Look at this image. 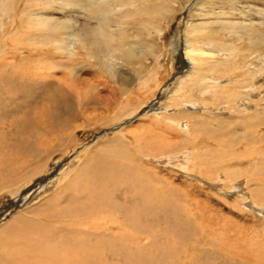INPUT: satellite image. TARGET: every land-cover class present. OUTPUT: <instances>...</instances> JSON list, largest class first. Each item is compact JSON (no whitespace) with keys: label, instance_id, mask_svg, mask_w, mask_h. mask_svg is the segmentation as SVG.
Returning a JSON list of instances; mask_svg holds the SVG:
<instances>
[{"label":"bare ground","instance_id":"6f19581e","mask_svg":"<svg viewBox=\"0 0 264 264\" xmlns=\"http://www.w3.org/2000/svg\"><path fill=\"white\" fill-rule=\"evenodd\" d=\"M19 1L0 0V32L2 34L0 38L3 37V40L8 36H14L15 39L20 38V35L24 36L19 31L20 25L24 21V9L21 11L19 23L16 19L19 14L16 11ZM65 1L28 0V4L31 5L26 9L31 14H27V16L32 15V22H37L34 27L30 28L41 30V36H44L41 40H49L60 27L38 11L31 12L32 4L42 6L45 5L44 2H48L49 5L59 3L63 8H67L69 4ZM178 1L74 0V7L79 10L76 22L80 29L74 30L75 33L66 32L68 42L73 46L72 53L77 54L80 60L87 59L90 63L98 60L103 66L104 72L105 70L110 72L112 82L109 88L115 99L114 107L118 109L122 106L123 108H121V113L113 111L107 118L100 119L102 123L116 124L124 120L125 117L129 118L135 115L138 109L145 105V103H139L140 93L146 89L148 91L150 82L154 80L153 76H155L154 73L153 76L143 75L140 67H135L136 62L131 63L134 65H130L134 71V83L119 74L118 69H123L126 65L124 61L129 63L133 60L136 61L139 56L149 52L156 56L157 52L151 46L148 48L140 45L142 36L137 34L134 35L136 39H133V37L127 38L123 34L118 37V30L124 33L129 28L131 19L135 20L139 16L144 21L142 23L144 28L152 29L154 34H161L162 26H165L174 17L175 2L178 3ZM190 1L183 0L182 7L184 3L188 4ZM145 16L147 20L142 18ZM80 17L84 20H81ZM96 19L105 24L113 21L116 28L92 25V28L87 29ZM9 24L17 29L15 31L9 29L10 31L7 32L6 28ZM64 28L72 27L69 24ZM88 30H91L89 37L86 32ZM152 37L150 36V38ZM51 40L55 41L52 38ZM87 40H89L87 44L90 48L87 47ZM4 42L2 41V45H0V195L3 193L16 195L31 176L46 168L49 155L54 151L50 149L49 144L40 143L35 138L32 140L24 136L22 141L14 139L19 131L26 128L25 124L28 125L32 121L29 110L25 109L31 103L36 102V106H38L40 102V106L45 108L43 111L39 109L38 117H35L39 121L40 127H44L41 123V120L44 119L43 116L47 117L45 119L47 121L52 119V114L48 118L47 110L49 108H47L46 102L36 100L35 96L31 97L30 93L32 90H46L53 85L47 84L48 73L45 72L46 66H50L51 62L45 60V63L39 61V63L34 62L28 65V61L32 57L25 56L26 58H24L23 56V60L17 64L16 61L5 56L4 50L10 49L5 47L7 41ZM63 42L64 39L62 45ZM32 45L37 48L40 46L39 43H32ZM64 47L65 49H63ZM64 47L60 46V49L62 48L61 50H66L68 53L69 46L65 43ZM190 48L186 53L190 61L188 71L178 77L176 86L173 90L171 89L170 98L160 105H164V109L168 112L159 110L154 111L152 115L144 114L147 118L143 116L144 118L141 119L143 120L141 124L143 130L139 134L133 133L139 127L137 125L131 131L127 130L129 134L123 133V128H119L113 132L114 135L109 139L110 142L106 138L98 146H85L84 150L86 151L82 153L85 155L82 164L64 174L59 186L55 189L56 197H46L40 204L22 209L23 211L20 210L10 221L0 226V264H166L169 262L166 261L165 254L169 251L162 241L173 237L182 239V242L194 241L193 255L195 256L187 258L189 264H198L199 259H201L200 264H264V252L258 253L259 249L257 250L255 245L251 244L248 251H244L242 249L244 246L237 240L229 243L225 240L216 241L218 236H223L225 231H228L231 238L238 232L232 228V225L228 226L227 220L221 218V215L223 216V213L220 212L222 209L210 207L211 205L205 204L206 200L202 201L200 196L203 195V189L192 183L196 180L201 185L209 184L213 190L225 197L231 193L236 194L235 201L233 200L234 208H239L246 216L251 215L257 222L263 221L264 224V184L251 179L252 173L261 174L264 171V166L254 165L258 160H260L259 163L264 161V127L262 125L264 118L260 120L254 116L252 113L255 107L254 102L247 99V96L246 100L242 99L243 97L241 98L239 94H233L227 89L230 81L221 73L226 72L224 67H227L232 48L222 50V46L217 45L208 51L203 43L201 47L191 44ZM80 50L83 51V54L80 53ZM36 54L43 57L48 56L46 51ZM98 54L104 56V61L98 58ZM63 63L72 67L75 65L72 61ZM60 64V67L64 66L62 62ZM153 72H155L154 69ZM73 73L74 69L70 74ZM69 79L70 82L61 79L60 84L54 86L59 91V99L56 98L57 101L53 103L54 105L51 103L54 96L47 99L50 109L58 107L59 110H63L65 118L57 117L60 120L57 119V121L59 123L62 121L65 125L76 122L79 117L77 108H79L78 110L82 109L90 99V94L84 93L83 89L87 84L81 83L83 79H76L72 76ZM116 81H118V86L114 84ZM191 83H194L196 87ZM103 85L108 87L107 82ZM131 85H134L133 88L139 91L133 94L119 92V86L127 88L129 91ZM62 89L65 91L64 94ZM194 89H201L199 92L202 100L190 97ZM23 94L29 95L28 97L31 99L21 97ZM122 94L125 96L127 94V96L121 97ZM207 95L214 97L216 103L207 102ZM118 96L120 99H117ZM98 97L99 102L102 101L100 100L101 96ZM223 97L225 101L221 100ZM262 100L264 101V99ZM190 104L194 108L193 111L191 110L192 113L185 109L180 110L179 115L173 114L177 109ZM107 105L111 106V103ZM198 106L202 109L201 113L196 110L199 108ZM221 110L229 115L226 119L217 113ZM257 111L259 110L257 109ZM115 114L117 115L115 116ZM99 115L101 116L103 113H99ZM92 117L95 118V115ZM89 119L90 117L85 118L87 121ZM181 123L186 127L180 128L179 124ZM228 123L241 125L243 128L239 130L237 127L235 129L236 137L231 136L229 142L215 139L219 136L222 138L229 136V130L225 131L224 129V126H229ZM254 126H260L259 130L252 129ZM209 140L218 141V147L216 146V149L209 147L210 144H206ZM179 141H182L183 148H188L187 151L182 153L180 148L178 152L172 150L173 144L176 146L180 143ZM187 144L192 147H188ZM90 152L98 154L96 162L91 167L87 164L88 157H86L91 154ZM105 153H112V156L105 160L103 159ZM129 155L134 156L131 157V160L133 162L136 160V164L131 160L133 164L123 160V158L130 159ZM186 155L192 156L194 162L192 171L189 168L191 161L183 159ZM146 160L149 164L146 163ZM246 160L252 161L248 167L239 165V162ZM88 168H99L103 171L94 170L93 174L91 173L93 178L89 183L79 184L87 178L85 172ZM161 168H170V170L183 174L191 181L183 187L176 186L170 177L161 175ZM73 185L75 186L72 187ZM243 187L250 191L251 195L245 193ZM258 188L261 189L259 190L261 191L260 195L255 193ZM192 195L195 196L192 197ZM170 197L184 200L186 207L180 210L176 205L174 206ZM211 197L209 196L208 201ZM225 200L227 199L225 198ZM72 202L77 205V208L74 203L72 206ZM233 213V215L236 214V212ZM87 217H89L88 222L85 219ZM46 218L51 221L45 220ZM68 218L74 219L72 221ZM261 232L264 234V227ZM157 239L160 241L159 243H157ZM161 239L163 240L161 241ZM244 244L246 246L248 242L244 241ZM208 246H213L215 250H209ZM182 247L171 249L172 254H179ZM63 254L64 261H62ZM147 255L152 258H148ZM109 256L111 258L121 257V259L111 262ZM139 256H147L148 260H142L143 258L140 259ZM130 257L132 258L130 259Z\"/></svg>","mask_w":264,"mask_h":264},{"label":"rangeland","instance_id":"374dc122","mask_svg":"<svg viewBox=\"0 0 264 264\" xmlns=\"http://www.w3.org/2000/svg\"><path fill=\"white\" fill-rule=\"evenodd\" d=\"M65 2L69 4L67 8H63L62 6L59 5V3L55 5L54 4L49 5L48 2H44L45 5L42 6H37L34 3L32 4L31 12L38 11L39 13L42 14V16L51 19L53 22H56V24L59 25L60 27L59 30H57L52 34L49 40H41L44 37L41 36L42 35L41 30H37L36 28H30L31 26L34 27V24L37 22H32V15L27 16V14L28 15L31 14L26 9L29 5H31L28 4V0H20L16 8V11L19 13L17 14L16 17L18 23L20 21V16L22 14L21 11L24 9L25 12L24 21L20 25L21 28H19V31H21L20 34H23L24 36L20 35L21 37L20 38L17 37V39H15L14 36L13 37L8 36L7 39L4 40L3 37L0 38L1 42L7 41L6 42L7 45L5 47L10 49V50L8 49L4 50V54L6 53L5 56H7L11 60L16 61L17 64L20 63V60H23V56L24 58H26L25 56L32 57V59L28 61L29 63L28 65H31V63L33 64L34 62L39 63V61L44 62L45 60L51 62L50 66H46L47 69L45 72L48 73L46 76L47 84H52L53 87H49L48 89L46 88V90H40V89L35 91L32 90L30 94L31 97L34 95L36 100L38 99L42 102L44 101L46 102L47 108H49V110H47V113H49L48 118L52 114V119H49L47 121L45 120L47 117L43 116L44 119L41 120L42 121L41 123L44 125V127H40L39 125L40 123L35 117H38L37 113L40 112L39 109L43 111L45 110V108L42 107V105L40 106V102L38 106H36L37 105L36 102L34 104L31 103L30 106H28L25 109L29 110L30 113L29 115L32 121L28 125L25 124L26 128L19 131V133H17L16 135L17 138L15 137L14 139L16 141L18 140L22 141V138L24 136L29 137L32 140H34L35 138L40 143L42 142L46 145L49 144L50 149L54 150L49 155L50 159L48 158V161L45 160L47 161L46 168L43 169L40 173L31 176L29 180L26 181V183H24V185L21 186L18 194L9 195L3 193V195L2 194L0 195V226L10 221V219L14 217L15 213L20 212V210L26 209L28 207H32L36 204H40L42 199L46 197L49 196L56 197L55 189L56 187L59 186V182L63 179L64 174L70 170L78 168L82 164L85 156L82 153L86 151L84 150L85 146L86 147L98 146L103 141H105L106 138L107 141L110 142L109 139H111L112 136L114 135L113 132H115V129H119V128H123L122 130L123 133L129 134L127 130L131 131V129L137 125L139 126L136 128L137 130L132 132L139 134L140 131L143 130L141 127L143 120L141 119H143L147 113H150V115H152L154 111H159V110L168 112L167 110L164 109V105L162 106L160 105L163 104L164 102H167L168 99L170 98V95L172 94V90L176 86V83L179 79L178 77L183 76L188 71L190 67V61L187 58L188 56L186 53L191 49L190 48L191 44H195L196 47H201L203 43L205 44L206 50L208 51L211 49V47L217 45L218 46L221 45L222 50H226L229 48L233 49L229 57V61L227 62V67H224L225 68L224 70L226 72L223 74L221 73L222 76L224 75L230 81V82L228 81L229 85L227 89L229 92L233 94H239L241 98L243 97L242 99L246 100V98L248 97L247 99L254 102L253 105L255 107L253 106L254 108L252 110L254 116H257L258 119L260 120L261 118H264V101L262 100L264 99V95H263L264 94V0H191L188 4L184 3L183 7L181 5L183 4V0H179L178 3L175 2L176 7L174 9L176 12L174 13V17L166 24L168 25L167 28L166 25L162 26L163 31L161 34H156V33L154 34L152 29L144 28L142 24L144 21L140 19L139 16H137L135 20L131 19L128 25L129 28H127V30L124 31V33H121L118 30L117 32L118 37H121L123 34L127 38L133 37V39H136L134 35L138 34V36H142L141 37L142 41L140 42V45H144L145 47L148 48L151 46L152 48H154V50L157 52L155 53L157 57L149 52L147 54L139 56V58H137L136 61L133 60L130 63L128 61H124V63H126L125 67L123 69L119 68L118 72L121 76L125 78L127 77L129 80L133 82L134 71H133V67L130 65H134L131 63L136 62L137 65L135 67L136 68L140 67V71L143 75L153 76L155 74V76H153L154 80L150 82L151 90H149L150 89L149 87L148 91L146 89L140 93L142 99L139 97V103H145V105L139 108L135 115L129 118L125 117L124 120L120 121L119 123L118 122L116 124L113 123L114 125L112 123L111 124L102 123V121L100 120L103 118H107L108 115H110V113L113 111H115V113H121V110L123 109L122 106H121L122 109L121 108L117 109V107H114L115 99L114 96H112L111 94V89L109 88L111 86L110 83L112 82L110 72L109 71L107 72L105 70L106 72L105 73L103 66L98 60H95L90 63V61L87 59L80 60L77 54L72 53L73 46L72 43L68 42V35H66V32L68 31L74 32V30L76 31L80 29L78 28L79 24L76 22L79 14V10L76 7H74V3H75L74 0H66ZM142 18L147 20L146 16ZM80 19L84 20V18L82 17H80ZM80 19L79 22L81 21ZM137 19L139 23H136L138 22ZM69 24L72 28H68V29L64 28L67 27ZM92 25L93 26L101 25V26H106L108 28H116V25L113 21L105 24L103 21L100 22L98 19L92 21L91 26H89L87 29L92 28L93 27ZM14 27L15 26H11L9 24L6 28L7 32L10 31L11 29H13L12 31H15L17 28ZM90 31L91 30L86 31L88 37ZM1 35L2 34L0 32V36ZM150 36L153 37L150 38ZM51 38L54 39L55 41H52ZM63 39L66 45L69 46L68 53L66 50H61L62 48L60 49V46L62 47L65 46L64 42L62 45ZM174 39L177 40L178 44ZM88 41L89 40L86 41V44ZM1 42L0 45H2ZM57 42H59L60 44ZM32 43H39L40 44L39 48L33 46ZM87 47L90 48L88 44ZM63 49H65V47ZM40 51H46V53L48 54V56L46 57L48 59L39 54H36ZM80 53L83 54V51L80 50ZM235 55L237 56L235 57ZM103 57L104 56H101V54H98V58L104 61ZM64 61L66 62L72 61V63H75V65L74 67L68 66V64L63 63ZM60 62H62V64L64 65L63 67H60L61 66ZM156 67H158V69H156ZM73 69H74V73L70 74L71 72H73ZM153 69L155 70V72H153ZM68 70H70V72H68ZM71 76L76 79H83L81 83H83V85L87 84L86 86L87 88L85 87L86 90L85 89L83 90L84 93L88 95L90 94L89 95L90 101L88 100L89 103L85 102L87 103V105H83L84 107L82 109L78 110L79 108H77L79 117L76 120V122L73 123L70 122L69 125H65L64 122L62 121L59 123L60 120L57 118V117H61V119L65 118L64 116L66 115L63 116L64 114L63 110L61 108H60L61 110H59L58 107L56 109H54V107L50 109L47 103V99L49 97L54 96V100L51 101L52 105H54L53 103L57 101L56 98L59 99V94H58L59 91L58 89H55L54 86L55 85L58 86V84H60L61 79L70 82L69 78ZM155 77H157V79H155ZM106 82L108 83V87L103 85ZM187 82L190 83L189 80H187ZM231 83L232 85H230ZM251 83H253L252 84L253 86L250 85ZM30 84L32 85L31 82ZM114 84H116L117 86L119 85L118 81H116V83L114 82ZM191 84L194 87H196L194 83ZM119 87H120L119 88L120 93L123 92V93L133 94L139 91L136 88H133L134 85L129 86V89H131L129 91L127 90V88H122L121 86ZM248 87L252 89H249ZM262 87L263 89H261ZM199 90L194 89L190 97L197 100H202V96ZM144 92H146L147 95ZM62 93L63 94L65 93L63 89H62ZM253 93L255 94V96ZM259 95L262 97L259 98L260 97ZM28 96L29 95L23 94L21 97H25V98L27 97L26 99H31V97ZM98 96H101L100 100L102 101L99 102ZM126 96L125 94L121 95V97H126ZM208 97L209 96L207 95L206 96L207 102L216 103L214 97L211 96L209 98ZM117 99H120V96H118ZM221 100L225 101L224 97L221 98ZM108 103L109 104L111 103V106H108L107 105ZM199 106L202 107V105ZM200 107L196 109L199 113L202 112V109H200ZM84 109L85 112H87L85 115H84L85 113ZM185 109L190 111V113H192V111L194 110L193 105L190 104L183 106L180 109H177L173 114L179 115L181 111ZM257 109L259 111H257ZM99 113H103V115L100 116ZM217 113L224 116L225 119L226 117L229 116L227 113L223 112V110L218 111ZM94 115L95 118L92 117ZM116 115L117 114H115V116ZM89 117L90 119L88 121L85 120V118L88 119ZM57 119L59 121H57ZM228 124L229 126L228 127L224 126L225 127L224 129L225 131L229 130L228 131L229 136H223V138L219 136L218 138L215 139H220L222 142H229L231 136L236 137L235 129H237V127L239 128V130L243 128V126L237 124L234 125V123H232L233 125L232 124L230 125V123ZM262 125L264 127V124ZM179 127L183 128L186 127V125L181 123L179 124ZM259 127L260 126L258 127L254 126L252 127V129L257 128V130H259ZM230 130H234V131H230ZM197 141L200 142V140ZM213 141L209 140L207 141L206 144H210L209 147H211L212 149H216L218 147V141L217 142L216 140ZM181 143L182 141L179 144H176V146L175 144H173L172 150L174 152H178L180 151L179 150L180 148L182 149V153L184 151H187L188 148H183L184 146L181 145ZM180 145L182 146V148L180 147ZM187 146L192 147L190 146V144L189 145L187 144ZM92 152H90L91 154L86 155V157H88L87 164L90 165V167L94 165L93 163L96 162L98 158V154ZM213 152L216 153L215 151ZM111 156L112 153H105L103 159L107 160ZM132 156L129 155L130 159L123 158V160L124 161L126 160L127 163L129 164H133V163L136 164V160L135 162L131 160ZM183 159L191 161L189 168H191L190 171H192L194 166V162L192 161V156L186 155L185 157H183ZM259 161L260 160H258V162L256 161L254 165L264 166V161L263 162L261 161L260 163ZM251 162L246 160L243 162H239V165L246 168V166L248 167L251 164ZM146 163L149 164L147 160ZM94 170L103 171V169H99V168L86 169L85 174L87 175V178L79 184L86 185L87 183H89L93 178L92 174ZM161 172H162L161 175L170 177L173 180V184L179 187H183L187 185L189 181H191L187 177L183 176V174L170 170V168H161ZM263 172L264 171H262L261 174L252 173L251 179L258 180L260 181V183L264 184ZM244 180L246 181L245 178ZM192 183L198 185L201 189H203V195L200 196L202 201L204 202L206 200L205 204L207 203L209 204V206L211 205L210 207L222 209V211H220L223 213V216L221 215V218L223 217V219L227 220L228 226L232 225V228H234L235 231L238 232L236 236H233L231 238V236L228 235V231L227 232L225 231V233H223V236H218L216 241L225 240L227 243H229L231 241L236 242L237 240L242 246H244L242 248L244 251H248L247 249L250 248L252 244L256 246L257 250L259 249L258 253L260 251L264 252L263 250L264 238H262L264 237V234H262L261 232L264 227L263 221L257 222L255 218L251 217V215L246 216L243 212H241L239 208H234L233 203L235 201L236 194L231 193L225 197L223 194H218L217 191L213 190L211 186H209V184L201 185L198 184L199 182H196V180H194V182ZM75 185H73L72 187H74ZM259 190L261 189L258 188L255 193L260 195L261 191ZM244 191L245 193L250 192L245 188ZM193 196L195 195H192V197ZM209 196L212 197L208 201ZM225 198L227 200H225ZM170 199L173 200L174 206L176 205V207H178L180 210L186 207L184 200L178 199V197H174V198L170 197ZM73 203L74 202H72V206ZM166 204L169 205V203ZM74 205L77 208V205L75 203ZM238 211L240 212L238 213ZM233 212H236V214L233 215L234 214ZM243 216L244 218H241ZM73 219L71 220L73 221ZM85 219H87V221ZM85 219L84 221L86 222L89 221L88 220L89 217ZM45 220L51 221L49 218H46ZM71 226L74 227V225ZM162 240L163 239H161V241ZM244 241L248 242L246 246L244 244ZM159 242L160 241L157 239V243ZM162 243H164L167 246L165 247L169 251L167 254H165V259L167 262H169L166 264H182L183 262L185 264H189L187 263V258H190V256H195L193 255V251H194L193 240H190L188 242H182V239L173 237V238L164 239ZM178 246H183L182 251L179 254L173 255L172 250L178 248ZM208 247L209 250H215L213 246H208ZM150 253L153 254L154 252H150ZM149 255H147L148 258L150 257ZM147 256L146 257L139 256L138 258L140 259L143 258L142 260H148ZM62 257H63L62 261H64L65 260L64 254ZM109 258H110L109 261L111 262L121 259V257H116V258L112 257L113 258L112 259L110 256ZM131 258L132 257H130V259ZM199 260L200 262L198 264L201 263V259Z\"/></svg>","mask_w":264,"mask_h":264},{"label":"water","instance_id":"95a60500","mask_svg":"<svg viewBox=\"0 0 264 264\" xmlns=\"http://www.w3.org/2000/svg\"><path fill=\"white\" fill-rule=\"evenodd\" d=\"M175 40V39H174ZM176 41V40H175Z\"/></svg>","mask_w":264,"mask_h":264}]
</instances>
